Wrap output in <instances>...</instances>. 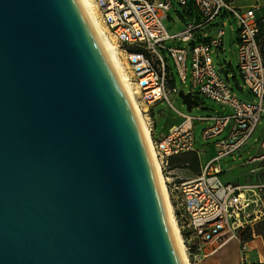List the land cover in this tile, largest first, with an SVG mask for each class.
I'll use <instances>...</instances> for the list:
<instances>
[{"label": "water", "instance_id": "95a60500", "mask_svg": "<svg viewBox=\"0 0 264 264\" xmlns=\"http://www.w3.org/2000/svg\"><path fill=\"white\" fill-rule=\"evenodd\" d=\"M0 264H183L79 0H0Z\"/></svg>", "mask_w": 264, "mask_h": 264}, {"label": "built area", "instance_id": "2783aa9c", "mask_svg": "<svg viewBox=\"0 0 264 264\" xmlns=\"http://www.w3.org/2000/svg\"><path fill=\"white\" fill-rule=\"evenodd\" d=\"M177 1L186 5L188 0ZM96 2L104 23L115 36L118 46L124 48L127 73L129 75V70L132 73L129 77L137 86L140 103L149 107L166 101L172 110L184 117V121L171 133L156 140L153 135L154 121L145 111L153 142L162 159L163 174L170 166L171 157L195 152V122H211L203 131L206 140L214 139L230 129L226 138L216 141L214 158L203 171L194 178L175 184V190L182 196L180 206L183 213L180 219L179 213H176V218L189 255L193 247L184 237L186 228H189L190 237L197 244L195 249L199 254L193 256L196 261L202 255L209 257L217 254L233 240L240 243L242 253H249L251 242L243 241L242 236L253 223L264 220V180L247 185L228 183L223 179L224 171L216 163L243 148L264 119V44L261 40L264 16H257V10L264 7V0H256L255 5L242 7L237 6L235 0H195L202 20L187 23L184 30L176 35H171L163 23L173 6L172 0ZM227 14L232 16L239 28V71L245 85L256 97L255 102L242 100L234 92L229 78L224 77L213 60L212 53L224 46L225 31H220L207 41L197 38L198 30ZM173 39L188 46L169 47L165 44ZM163 51L169 52L182 82L187 84L190 79L193 93L216 101L231 113L193 118L178 110L174 98L179 96V90L171 86L176 78L169 70L171 65H168ZM190 55L192 65L189 73L187 60ZM247 164L255 166L251 168L254 174L263 173L264 152L259 157L249 159ZM168 173L172 175L173 171ZM215 243H218L216 248L211 246ZM203 245L210 250L203 249ZM196 261L193 264H197ZM245 261L248 258L243 255L242 264Z\"/></svg>", "mask_w": 264, "mask_h": 264}, {"label": "rangeland", "instance_id": "374dc122", "mask_svg": "<svg viewBox=\"0 0 264 264\" xmlns=\"http://www.w3.org/2000/svg\"><path fill=\"white\" fill-rule=\"evenodd\" d=\"M173 1V6L172 8L167 12V15L164 17L163 19V23L164 26L166 28V30H168V32L171 35H176L179 32L183 31L186 24L184 23V21L182 20L179 11L182 10V6L180 4L179 1L177 0H172ZM96 2V0H95ZM97 4V2H96ZM99 8V7H98ZM101 14V12H100ZM257 16L258 18L261 16H264V7L257 10ZM102 22L104 23L103 20V16L101 18ZM105 24V23H104ZM233 25V27L235 29H239L237 27V22L236 21H231V23L228 21V25L227 27H221V29L226 30V36H225V40H224V44H225V51L222 50H215L212 55H213V60L215 61L216 65L218 66V68H226L229 69V73L226 77L227 79L229 78V81L231 83V85L233 86L234 92H236L238 94V96L244 100V101H249V102H255L256 101V97L254 95H252V93L250 92L249 88L245 85L243 77L240 75V71H239V60H237V49H236V44H234L231 40L232 35H234V33H232V28L231 26ZM212 27H204L200 30L197 31V35H201V39H207L205 36V34H207V36H211L212 34H216L219 30H212ZM111 34V37L114 39L115 42L116 38L115 36ZM264 43V42H263ZM167 46L171 47H179V46H188L185 43H183L180 40H169L166 41L165 43ZM122 50H124V48H121ZM164 55L166 58L169 59V61L171 62V66H169V70L171 69L173 71V76L174 78H176L177 81V87L178 90H184L185 93H188L190 91L189 86H191V81L190 79L188 80V83L185 84L184 82H182L181 78H179L178 76V72H177V68L175 65V62H173L170 54L168 51H163ZM123 59L124 61L127 63L126 58H125V52L123 51ZM191 55L189 56L188 61V67H189V73L191 70V65H192V61L190 59ZM170 62H168V65H170ZM127 68H128V63H127ZM128 70V69H127ZM129 75L131 76L132 73L129 70ZM136 86V85H135ZM137 87V86H136ZM137 95V100L139 102L141 111L144 112V114L146 115V112H150V106L148 107L145 104L140 103V94L139 92L136 94ZM174 105L175 107L182 111L184 114L193 117V118H197V117H206L209 116L210 114H212L210 112L209 109H221V105H219V103H217L216 101H212L208 98L205 97H201L200 100V105L197 107L192 108V111L187 110L186 105L183 103V100L179 97L174 98ZM209 108V109H207ZM153 116H154V123H153V127H154V131H155V139H159L161 138L165 132L167 131V129L169 128L168 123L172 118L173 113H175L174 110H172V108L168 105V103L165 102H159L157 104H154L153 106ZM162 111V112H160ZM225 114L229 115V113H231L230 110H226L224 112ZM176 114V113H175ZM148 119V117H147ZM148 121V120H147ZM210 122H195L194 126V133H195V152H191V153H187V154H182V156L180 157H174L175 159H171L170 160V166H168V168L166 169V171L164 172V175L166 176V178H170L167 180V185H168V189L170 191V196H171V201L173 206L175 207V214L179 213V219L181 218V213H182V207L180 206L181 204V194L178 191H174V183L177 182L178 180H172V176L170 175L168 172L172 171V164H176V165H180L182 166V164L184 163H193L195 161V157L198 155L196 152H200L203 156V158L206 157V155H208V153L210 152L211 147L214 145V143H216L217 140L226 138L229 130L228 129L225 133H223L222 135L215 137L214 139L211 140H206L203 138V131L204 129L208 128L210 125ZM263 138H264V119L261 122V125L258 127V129L256 130V132L253 134V136L249 139V141L246 143V145L241 148L240 150L236 151L233 154H230V156H226L225 158L221 159L219 162H217L216 164L219 165L222 170L224 171V176L223 179L228 182V183H233V184H242V185H247V184H255L258 182H263L264 180V171L263 173H261L260 175H256L253 172H251V168L255 167V166H251L247 164V161L249 159H252L254 157H259L263 154L264 150L262 149V142H263ZM160 158V157H159ZM206 159V158H205ZM172 181V184H171ZM183 181H178L177 183H182ZM183 214V213H182ZM264 224V220L262 221H258L256 223H253L252 226L249 227V229H247L244 234H243V241L245 242H251V246L252 248L250 249L249 253H242L240 247L238 246V262L239 264H242V256H246L248 258V261H245V264H264V237L260 234L259 230L262 228ZM190 230L189 228L185 229V238H188L190 241V244L193 247V250L191 251V255L190 256V260L191 263L193 264L194 261H196V259L193 257L194 253H196V249L197 248V244L196 241L191 239L192 237H190L189 234ZM203 249L206 248L208 250H210L209 247H207V245H203L202 246ZM236 249V245L235 243H231L229 245H227L225 247L224 250L221 251V253L219 252L216 256L212 257V258H205L203 257V255L199 258V260H197V264H201L202 262H205L208 259H213L216 258L217 256L224 255V257L221 259L219 264H227L230 263V261L233 263V258L236 260V258L234 257V250ZM225 254H227L225 256ZM232 255V256H231ZM230 256V259H229ZM221 257V256H220Z\"/></svg>", "mask_w": 264, "mask_h": 264}, {"label": "bare ground", "instance_id": "6f19581e", "mask_svg": "<svg viewBox=\"0 0 264 264\" xmlns=\"http://www.w3.org/2000/svg\"><path fill=\"white\" fill-rule=\"evenodd\" d=\"M86 15L90 19L91 29L95 34L98 45L102 48L105 55L106 62L110 65L114 77L118 80L120 89L125 95L131 111H133L138 127H140L141 134L146 144L149 159L153 168V173L156 175L159 191L161 193L163 207L165 208L166 223L168 226L169 239L178 253L183 264H192L190 256L188 255L187 246L183 239L179 223L175 214V207L172 204L170 191L168 189L166 176L163 174L162 159L159 158L156 145L152 139L151 127L148 124L147 116L141 111L139 102L137 100L138 90L133 80L130 79L127 73V63L123 59V50L118 46V43L111 37L106 24L101 20L100 9L95 0H79ZM230 259V256H229ZM227 264H233L231 261ZM234 264H236L234 262Z\"/></svg>", "mask_w": 264, "mask_h": 264}, {"label": "crops", "instance_id": "0c3cea01", "mask_svg": "<svg viewBox=\"0 0 264 264\" xmlns=\"http://www.w3.org/2000/svg\"><path fill=\"white\" fill-rule=\"evenodd\" d=\"M159 1V0H158ZM255 3H256V0H235V4L237 5V6H239V7H242V6H253V5H255ZM261 8H263V7H261ZM260 8V9H261ZM228 21L231 23V21H233V18H232V16L231 15H229V14H227V15H223V16H221L219 19H217L216 21H214L213 23H211V25H209V27H212L211 29L212 30H219L216 34H212L211 36H207V34H205V36L204 37H206L207 39H211V37H214V36H217L219 33H220V31H222V30H224V29H221V27H227V25H228ZM231 28L233 29L232 30V33H234V35H232V37H231V40H232V42L234 43V44H236V51H238V40H239V32H238V30L237 29H235L234 27H233V25L231 26ZM225 31V35H224V37H223V44H224V38H225V36H226V30H224ZM197 38H198V40H201V41H204V40H206V39H201V35H197ZM261 40H262V43L264 42V35H262V38H261ZM264 44V43H263ZM220 50H222V51H225V44H224V46L220 49ZM219 51V50H218ZM168 62H170L169 61V59H168ZM170 65H171V62H170ZM226 69V68H225ZM228 70V69H227ZM171 86H176L177 87V81H176V79L174 80V81H172L171 82ZM178 88V87H177ZM189 89H190V91L189 92H192V87L191 86H189ZM192 94H193V97H194V99H195V101H198V103H197V105H193L192 106V108H194V107H197V106H199L200 105V100H201V97H204V96H201V95H199V94H195V93H193L192 92ZM176 97H179V96H176ZM175 97V98H176ZM220 105V104H219ZM153 106L154 105H151L150 107V112H149V114H150V116H151V120H153L154 121V114H153V111H152V109H153ZM222 107V106H221ZM207 109H209V108H207ZM210 110V112L212 113V114H210L209 116H206V117H213V115H217V114H221V113H224L225 111H226V109H224L223 107L221 108V109H215V108H213V109H209ZM162 112V111H161ZM176 113V112H175ZM175 113H173V115H172V118H171V120L169 121V123H168V125L167 126H169V128L167 129V131L165 132V134L161 137V138H159V139H162V138H164V137H166L169 133H171L175 128H177L183 121H184V117L181 115H179V114H175ZM211 123V122H210ZM153 135H154V138H155V131H154V128H153ZM159 139H157V140H159ZM198 155H197V157L199 158V160H200V164H199V167H198V169L200 168L201 169V172L203 171V169L206 167V165H208V163H210V161H212L213 160V158H214V155H215V153H216V147H215V143H214V145L211 147V149H210V152L208 153V155H206V159L205 158H203V156H202V154L198 151V152H196ZM184 154H187V153H184ZM180 156H182V155H180ZM180 156H174V157H180ZM174 157H171L170 159H175ZM188 164H189V162H187V163H184V164H182V166H180V165H176V164H172V171H173V176H172V180H178V181H183L184 179H191V178H194V177H196V176H198V173H195L194 172V170H193V168H191V167H186V166H188ZM177 181V182H178ZM177 182H175L174 183V186H175V184H180V183H177ZM171 184H172V181H171ZM174 191H176L175 190V187H174ZM233 242L235 243V245H236V249L234 250L235 252V254H234V257L236 258V260L233 258V264H234V262L236 263V264H239V262H238V256H239V253H238V246L240 247V243L238 242V241H235V240H233ZM233 242H230V243H228L227 245H229V244H231V243H233ZM217 245H218V243H215L214 245H211V246H213V247H217ZM226 245V246H227ZM225 246V247H226ZM225 247H223V248H221L218 252H217V254L220 252L221 253V251L222 250H224L225 249ZM240 249H241V247H240ZM197 251V250H196ZM197 255V254H199V252L197 251L196 253H194V255ZM217 254H215V255H211V256H209V257H205V258H212V257H214V256H216ZM201 255H202V253H201ZM227 254H225V256H226ZM221 256V257H220ZM232 256V255H231ZM204 257V256H203ZM224 257V255H219V256H217L216 258H213V259H208V260H206L205 262H202L201 264H219L220 263V261H221V259Z\"/></svg>", "mask_w": 264, "mask_h": 264}, {"label": "trees", "instance_id": "16d2710c", "mask_svg": "<svg viewBox=\"0 0 264 264\" xmlns=\"http://www.w3.org/2000/svg\"><path fill=\"white\" fill-rule=\"evenodd\" d=\"M182 10L179 11L180 16L182 18V20L184 21L185 24L189 23V22H200L202 20V15L201 13H199V10L197 8L196 2L195 0H188L186 5H182ZM208 39L204 40L207 41ZM201 41V40H199ZM195 161L193 163H189L188 166L186 167H191L193 168L195 173H198V175L201 173V169L199 167L200 164V160L199 158L196 156L195 157ZM260 234L264 237V224L262 226V228L259 230ZM185 231H184V236H185ZM190 234V232H189Z\"/></svg>", "mask_w": 264, "mask_h": 264}]
</instances>
